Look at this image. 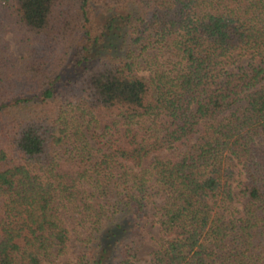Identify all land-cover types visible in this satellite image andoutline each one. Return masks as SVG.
<instances>
[{
	"label": "trees",
	"instance_id": "16d2710c",
	"mask_svg": "<svg viewBox=\"0 0 264 264\" xmlns=\"http://www.w3.org/2000/svg\"><path fill=\"white\" fill-rule=\"evenodd\" d=\"M149 240L264 264V0H0V264Z\"/></svg>",
	"mask_w": 264,
	"mask_h": 264
},
{
	"label": "rangeland",
	"instance_id": "374dc122",
	"mask_svg": "<svg viewBox=\"0 0 264 264\" xmlns=\"http://www.w3.org/2000/svg\"><path fill=\"white\" fill-rule=\"evenodd\" d=\"M11 49L13 51V53L16 55V56H20L22 55V52L21 50L16 47L14 45V43H11ZM153 234L158 236V229L157 228H154L153 229ZM154 249V242L153 240H149L145 243L144 247L142 248V250L140 251L139 253V261H138V264H146L148 263L149 259H150V252Z\"/></svg>",
	"mask_w": 264,
	"mask_h": 264
}]
</instances>
